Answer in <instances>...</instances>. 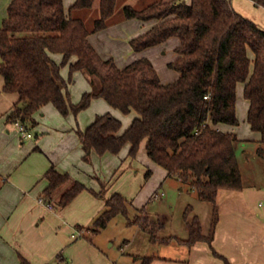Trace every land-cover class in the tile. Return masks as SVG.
Masks as SVG:
<instances>
[{
  "label": "trees",
  "instance_id": "16d2710c",
  "mask_svg": "<svg viewBox=\"0 0 264 264\" xmlns=\"http://www.w3.org/2000/svg\"><path fill=\"white\" fill-rule=\"evenodd\" d=\"M119 0H76L67 13L64 0H13L0 28V75L4 91L19 96L7 122H20L28 131L39 125L35 115L51 104L64 117L90 108L104 99L113 108L137 117L123 131V123L111 114L97 116L86 130L78 129L85 160L96 153L118 155L129 145V156L138 157L147 141L148 157L168 172V177L190 184L202 201L213 205L212 225L205 235L199 216L189 221V238H162L166 225L146 207L129 217V201L116 192L106 200V209L93 226L78 230L97 234L118 216L150 235L153 244L173 239L190 248L208 243L214 255L230 264L213 248L219 223L218 196L221 189L245 188L238 158L236 133L218 130V125L237 126L238 86L244 84V97L250 107L247 116L253 132L261 135L257 155L264 158V29L237 12L230 0H154L143 8L128 5L123 20L156 22L144 34L130 41L134 51L159 46L173 37L180 40L177 59L169 68L179 73L175 82L164 84L154 64L147 58L119 68L114 59H103L89 41L91 34L105 30ZM264 8V0H253ZM100 3V16L89 28L76 13ZM62 55L57 62L53 55ZM69 68V76L63 69ZM83 73L91 90L73 103L70 85L75 74ZM152 171L149 170L146 179ZM49 186L41 196L52 203L54 194L71 180L54 166L46 173ZM106 195V185L96 192L75 182L61 196L57 206L65 208L82 192ZM85 236V235H84ZM139 259V257H137ZM154 257L144 258L150 264ZM23 264H26L23 262Z\"/></svg>",
  "mask_w": 264,
  "mask_h": 264
},
{
  "label": "crops",
  "instance_id": "0c3cea01",
  "mask_svg": "<svg viewBox=\"0 0 264 264\" xmlns=\"http://www.w3.org/2000/svg\"><path fill=\"white\" fill-rule=\"evenodd\" d=\"M12 1H6V11L0 19V28L8 16V7ZM185 1L190 2L191 0ZM230 1L237 12L264 29V8L258 7L253 0ZM75 2L76 0H64L67 13ZM155 24L156 22H143L138 19L126 21L122 19L119 22L110 20L108 27L91 34L89 41L103 59L116 58L119 68H123L119 62H122L124 66L126 62L132 64L139 59L147 58L159 72L153 55L166 47L175 50L180 44L179 38L173 37L159 46L141 52H133L130 45L132 39L144 34ZM120 48L123 51L118 50ZM122 52L125 55L128 53V61L120 57ZM53 58L58 63L62 61L60 54L53 55ZM161 67L164 68L162 65ZM68 72L69 68L65 67L62 71L65 78H68ZM81 76V72L75 74L76 82L82 79ZM174 77L167 79L173 78L172 80L175 81L179 78V76ZM161 81L164 83L163 79ZM74 86L75 83L70 85V89ZM3 88L4 80L0 75V264H23V262L26 264H120L121 257L108 252L102 245V240L99 239L103 237L102 231L108 229L111 223L97 234L85 232V236L77 239H74L72 235L79 226L91 227L89 225L103 212L106 200L114 192L119 191L126 197L125 191L121 189L123 186H120L118 181L129 168L134 167V172L136 168H140V164L137 165L135 161L142 157L143 147L144 153L147 154V141L143 142L136 159L129 156L130 146L127 145L129 149L126 161L129 160V162L125 170H121L122 167L118 161L120 154L108 153L99 156L93 153L91 163L87 162L77 132L78 129L86 130L82 126L80 116L78 119L74 115L64 117L53 105L49 104L35 115L39 125L35 130L30 131L33 137L24 138L19 134L16 125L7 122L8 116L19 102V96L9 94ZM244 88L243 84V94ZM82 95L75 96L73 102H79ZM102 100H94L90 108L94 104L99 105L101 110L97 112H107L116 116L111 109L113 107L110 104L105 106ZM249 107L250 103L248 110ZM133 113L136 112L131 114ZM117 118L122 120L123 117ZM123 128H125L124 123ZM216 128L237 134L235 126L221 124ZM249 135L253 137L255 149L249 148L247 143H244L242 148L247 149L249 155H256V148L261 146V135L253 131ZM151 161L150 159L147 164L155 169L157 164ZM52 166L61 173L70 174L71 180L65 184L67 185L65 190L70 189L78 181L100 192L102 184H105L106 195L99 197L87 190L82 192L70 205L59 209H57L59 201L55 202L56 197L53 196L51 202L54 210H51L45 204L40 203V198L49 186L46 173ZM157 167L161 168L159 165ZM144 170L145 168L142 169ZM135 176L136 173H133L131 178L134 179ZM166 176L168 172L165 170L164 177ZM154 192L150 193L153 198L159 193ZM143 204L145 203H142V206ZM218 207L219 223L213 242L215 251L227 259L230 264H264V186L246 185L240 191L221 189L218 196ZM196 208L197 204L193 206V210ZM73 210L77 212V217H73ZM107 240H111V237ZM189 252L187 259L154 258L150 264H226L223 259L214 255L211 246L206 242H198L190 248Z\"/></svg>",
  "mask_w": 264,
  "mask_h": 264
},
{
  "label": "rangeland",
  "instance_id": "374dc122",
  "mask_svg": "<svg viewBox=\"0 0 264 264\" xmlns=\"http://www.w3.org/2000/svg\"><path fill=\"white\" fill-rule=\"evenodd\" d=\"M6 1L7 0H0V19L6 11ZM153 1L154 0H119L116 12L110 20L111 22H119L120 20L122 21L124 9L128 5L136 8H143ZM76 16L84 19L87 23V26L92 28L94 26L95 20L100 16V3L96 2L91 9L79 11ZM118 50L123 51L122 48ZM132 51L136 52L133 48ZM122 53L123 54L120 57L125 61H128V53H126V55L124 52ZM176 58V51L172 50L170 47H166L162 50L160 49L155 53V55H153V59L156 63V66L158 67L159 74L162 77L161 79H163L164 84H169L172 83L170 81H174L172 80L173 78H167L179 76L177 71L169 68V64L174 62ZM115 59L114 61L116 63ZM119 63L123 68L130 65L127 62L124 66L122 62ZM161 65L164 68H162ZM68 76L69 72L67 74V77ZM81 77L83 80L78 79V82L75 80V86L73 89H70L72 101L75 99V96L79 97V95L81 96L85 93V91L88 92L92 89L88 79L83 73ZM238 99V116L240 124L235 126V131H237V135L242 140L239 139L236 145L245 186L252 184L264 186V158L257 155V152L255 153L256 155H249L247 149L242 148L244 143L249 144V148L255 149L254 147H256L255 142L252 141L253 137L249 135L252 132L249 123L247 122L249 101L244 97L243 84L239 85ZM80 100L81 98L79 99V102ZM101 102L105 106H108L107 101L104 99ZM111 109L113 113H116L114 114L116 115L114 117H123L121 120L125 127L123 128V131L127 129L126 127L131 125L135 119L134 116H136V113L124 115L118 109ZM97 110H101V108L99 105L94 104L93 107L81 112L77 116V119L80 116V121L82 122V126L85 127V129H87V127L95 121L97 116L108 114L107 112H97ZM91 117L93 122L91 121ZM77 122H79V120H77ZM258 147L255 151H257ZM128 149L129 147L127 146L119 155L120 160L118 159V161H120V167H122L121 170H125L128 165L129 160L126 161ZM144 152L145 151L143 147L141 152L143 154L142 157H139V159L135 161L137 165L140 164V168H136V172H134V167L129 168L124 173L123 177H121L118 181V184L123 186L121 189L123 192L125 191L124 194L130 203L129 217L131 219L134 218L135 215L138 214V210L147 207V210L150 211L155 218H160L166 225L165 230L160 233L162 238L174 236L175 238L187 240L189 238V230L188 222L185 219V212L190 206L195 207V204H197L196 210H192L189 213V221L191 222L193 217L199 215L201 218L204 234L208 236L212 225L213 205L211 203L202 201L199 198L198 193L192 189L190 184H184L177 178H170L168 176L164 177V168L157 167L158 165L155 167V169L151 168L152 166L150 167V165L147 164L150 159ZM143 168H145L144 171H142ZM149 170L152 171V177L146 179V175ZM133 173H136L134 179L131 178ZM66 186L67 185L60 188L54 194V197H56L55 202L59 201L61 195L67 190H65ZM132 186H134L133 189ZM61 191L63 192L61 193ZM152 191H157L160 195L161 193H164V196L162 198H157V194L153 198V196H150ZM142 203L145 204L142 206ZM59 208L60 207L57 206V209ZM72 212L74 214L73 217L78 216L76 214L77 212L74 210ZM128 221L129 220L126 216L120 215L116 217L111 222L108 229H106L104 232L102 231L101 234L105 238L102 239L103 237H99V239L102 240V245L105 249H107L108 252L114 255L117 254L121 257L120 264H142L144 258L148 257H154L158 259L163 257H171L172 259H187L189 257L190 248L188 246L181 245L175 239H173L168 245L163 243L153 244L150 242V235L148 233L144 232L138 226L129 225ZM93 223L89 226L92 227ZM108 237H111V240H107ZM137 257H139V259Z\"/></svg>",
  "mask_w": 264,
  "mask_h": 264
},
{
  "label": "built area",
  "instance_id": "2783aa9c",
  "mask_svg": "<svg viewBox=\"0 0 264 264\" xmlns=\"http://www.w3.org/2000/svg\"><path fill=\"white\" fill-rule=\"evenodd\" d=\"M16 127L18 129V132L21 136H23L24 138H32L33 137V133L28 131L27 128L21 124L20 122H17L16 124ZM164 196V193H161L157 195V198H162ZM40 203L42 204H45L48 208H50L51 210H54V205L52 203H48L45 201V199L43 198H40ZM85 234V231H80V230H77L73 235L72 237L74 239H77V238H80V237H83Z\"/></svg>",
  "mask_w": 264,
  "mask_h": 264
}]
</instances>
